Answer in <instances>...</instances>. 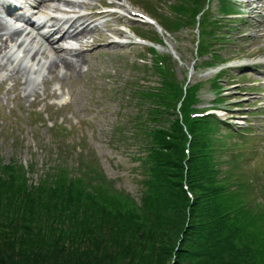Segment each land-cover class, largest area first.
Segmentation results:
<instances>
[{"label":"trees","instance_id":"obj_1","mask_svg":"<svg viewBox=\"0 0 264 264\" xmlns=\"http://www.w3.org/2000/svg\"><path fill=\"white\" fill-rule=\"evenodd\" d=\"M179 92L180 89L177 88L175 95L170 96L174 98ZM172 120H167L164 129L150 126L144 130H147L146 134L156 132L162 148L160 157L167 159L165 166H173L178 170V162L183 157V132L179 120ZM200 122L194 123L193 130L190 125V133L194 138L193 145L189 148V187L194 192L191 205L196 206L195 211L200 213L201 221H208L207 224H211L212 228L209 225L191 227V233L196 237V249L190 256L195 261L204 260L205 264L216 261L217 264H256L249 243H258L260 234L255 230L259 229L258 217L264 220V216L253 211L254 207L249 206L243 195L238 193L235 187V182H238H234L232 170L227 175L221 174L220 164L215 162L216 153L211 150L209 143L212 134L206 132L201 137L194 135L193 132L198 130L206 131L207 124ZM165 152L176 159L167 158L163 155ZM52 162L43 164L45 169L41 170L36 181L31 180L32 167L28 166L30 170L26 173L23 165L12 163L1 166L0 264H118L116 255L109 251L106 238L110 237L113 243L122 247L124 238L133 232L130 226L142 229L145 225L140 214L113 213L107 209L106 201L101 204L90 197L87 202L82 200L80 193L68 187V184L73 186V183H80L82 188H88L92 183H104L96 180L94 172L78 168L73 172L67 171V177L60 181V175L52 168V164L58 167L60 164ZM173 174L175 173H162L158 169L145 181V194L148 193L149 197H144V203H155L153 209L156 213L170 212L177 205L176 200L187 199L181 184L170 180ZM221 191L225 193L224 197L219 196ZM198 195L207 199L198 201ZM227 205L235 209L230 211L231 208ZM33 212L38 219L45 220L46 225L37 234L26 238L25 232L29 231H25L27 227L23 221L25 216L29 217ZM15 219L19 222L17 227L13 226ZM253 226L255 230L248 229ZM204 228L210 229L200 235ZM244 235L249 238L247 241L242 239ZM158 253L165 258L162 250ZM258 255L264 257V254Z\"/></svg>","mask_w":264,"mask_h":264},{"label":"rangeland","instance_id":"obj_2","mask_svg":"<svg viewBox=\"0 0 264 264\" xmlns=\"http://www.w3.org/2000/svg\"><path fill=\"white\" fill-rule=\"evenodd\" d=\"M176 27L175 23L169 25L168 28L175 29ZM162 38L165 39L166 43L164 47L157 48V51L161 54L170 53V50H173L177 59L173 56L169 57L168 55L163 54V56H160V60L167 64L168 72L171 73V77L174 80L175 78L173 77V74L174 68H176L175 76L177 79L175 80V83L180 84V86L184 88L190 87V90L186 92L188 99L183 98L180 108L186 109L187 111L192 110L193 112H198L199 109L205 108L207 103L203 101L200 102L199 105L197 104L196 99H198V93L196 92L195 87H193L194 83H200L201 85L199 99L205 100L209 98V96L203 95V88L209 86L208 79L214 71L198 69L200 62L195 61L191 47L192 45L191 43H186L187 38L182 39L181 37V40L178 42L174 41L169 34L164 35ZM118 50L121 55L114 59L115 62L113 66L110 67L117 69L120 74L115 89H117L123 76H125L122 70H128L125 65L129 62V58L135 60L137 56V51L130 50V48H119ZM141 56L143 59H146L148 57V52L144 51ZM195 62V70L193 74H190L189 76V68L191 64H194ZM147 72L148 70L144 67L141 68V73H127L126 76L132 77L133 75L134 77L130 78L133 82L135 81L133 79L135 77H143L146 80H150L152 77L146 75ZM97 76L101 81V85L98 87L99 95L98 97H95V100L91 103H89L87 96L92 94L94 89L92 87H86V82L90 79L91 74H83L71 79V84L76 87L75 101L67 111L81 114L88 123L94 126L93 129L89 128L85 130L86 139L83 143L89 148V150L92 149L96 152L98 156L103 159L107 158V161L103 164V168L108 177L106 178V184L92 183L88 188H82L80 183H73V186H69L68 184V187L74 188L80 193V198L86 202L88 197L101 204L106 201L107 205H105L107 209L111 210L113 213L140 214L141 220H143L145 225L142 226V229L130 226L133 229V232L124 238V244H122V247L113 243L110 237L106 238L107 244L109 245V251L116 255L115 259L118 264H205L204 260L197 259L195 261L190 256L191 252L196 249L194 247L196 237L195 234L191 233V227L199 228L202 227V225L203 227L209 225L212 228V225L207 224L208 221H201L200 213L195 211L196 206L193 207L191 205L194 198V192L190 190L188 178L189 175H191L189 164L191 155L190 153H187L186 150L193 145V140L188 134L186 125L183 124V137L186 136V139H183V157L178 162V170L173 166H165L167 159H162L160 157V152L159 154L155 153L153 155L154 162L152 163L153 165H151V169L153 173L157 172L158 169L162 173H175L170 180L173 182H179L182 188L185 186L188 189L189 194L185 192V196L187 197L186 200L183 198L176 200L177 205L170 212L156 213L155 209H153L156 205L155 203L151 204V202L149 203L148 201H146V204L144 203V197L148 198L149 195L148 193L145 194V191L147 190V186L144 183L146 176H142V174L144 172L151 174L148 153L146 152L144 154L145 157L140 159L144 160V162L142 166L139 167L137 173L134 170L136 163L130 161L128 157L123 155V153L111 147L108 142L111 128L121 120L122 124L119 126V129L123 130L127 110L119 111L121 99L120 91L117 94L115 93L112 99L103 95L105 92L103 80L99 75ZM4 109L5 107L3 106L0 112V118L4 120V122L0 124V169H2L1 166L3 167L15 163L17 165L25 166L24 171L27 173V170H30L27 168V166H29L33 168L30 173L31 180L36 181L40 177L41 170L45 169V166L42 165V163L51 161L55 158V155H48L49 152L52 153L54 147L53 144L61 145V142L58 140V137L54 136L56 135V131L49 130L45 125L40 126L37 124V129H33L31 125H24V121L27 120L25 118L26 112L19 113V118L14 117L12 119V117L3 114L2 111H4ZM131 111L132 109H130V112ZM147 113L148 111L139 118L146 119L147 117H150ZM162 113L163 112L161 111H156L154 117H160ZM181 115L183 114L181 113ZM167 117L168 116H166V120L169 119ZM166 120L164 124L159 126L160 129L165 128L167 124ZM180 121L183 122V119L181 118ZM195 122L201 123L198 118L190 116L189 124L191 125L192 130L195 129ZM193 133L196 137H201V135L206 132L204 130H198ZM213 149H215V147ZM60 150L59 164L61 167L52 164L53 171L60 175V181H63L64 177H67V171L71 168H75L78 164L77 162H80L81 164L95 163L93 155L83 156L84 159L79 158L80 155H77L74 152L71 153L69 150L63 148ZM85 153L88 152L84 150L82 154ZM163 155L171 160L176 159L169 152H165ZM217 164L219 163L217 162ZM46 169L48 168L46 167ZM227 171L226 167H221V174ZM221 174L219 175L221 176ZM222 184L224 185L225 182L221 183L220 186ZM224 195L225 193L223 191L219 194V196L222 197H224ZM200 199L204 201L207 198H204L203 195H198V201ZM222 206H225V204H222ZM227 207L231 208L230 211L235 209V207L228 205ZM190 213L193 214L190 215ZM258 221H260L258 222L260 227L264 226V220L261 217H258ZM18 223L19 222L15 219L13 226L17 227ZM23 224L27 227L25 231H29V233L25 232V237L29 238L32 235L37 234V231L41 230L42 227L46 225V221L38 219L37 214H34L33 212L31 216H25ZM187 229L189 230L186 231ZM208 229L210 228H204L200 235H204ZM248 229L255 230V226ZM255 231L260 234V237H258V243H249L250 249L254 253L252 258L256 264H264V257L258 255L264 254V231L260 228ZM249 233L252 234L250 231ZM242 239L247 241L249 238L244 235L242 236ZM251 239L254 240V237H251ZM159 250H162V252L165 253V258L164 255L158 253ZM180 250H182V252ZM213 264H217V261Z\"/></svg>","mask_w":264,"mask_h":264},{"label":"bare ground","instance_id":"obj_3","mask_svg":"<svg viewBox=\"0 0 264 264\" xmlns=\"http://www.w3.org/2000/svg\"><path fill=\"white\" fill-rule=\"evenodd\" d=\"M33 1H39V3L36 2L37 7L42 5V0H33ZM54 1H56V0H51V2H54ZM109 1H114V0H109ZM239 1H245V0H239ZM60 3L61 4L58 8L59 12H61V9H62L64 4H66V3L69 4L70 2L66 1V0H62V1H60ZM128 5H130V4L128 3ZM251 5H252V2L249 1L247 3V6L250 7ZM77 6L79 7V4L77 5L75 3L72 8L75 9ZM6 10L12 19H14L17 22H20V20L15 18L14 15L12 14V8L11 7H6ZM19 10H21V9H19ZM127 11L128 10L126 9L125 12H127ZM102 14H104V13H102ZM95 16L96 15H93V14L90 15L91 18H93ZM111 17H112V15L109 14V17L102 21L101 25H102V29L104 30L103 31L104 34L107 33V30L110 27ZM248 19H249V9L247 8L246 9V15L242 18L241 22L245 25L247 23ZM82 20H83V16H79L78 19H76V20H72L69 18V19H66L64 22H60V20L58 18L50 17L42 23L41 27L38 28V30L39 29H45L46 30L44 35L41 36V39L42 40L48 39V41H51V43H50L51 50L50 51H55L57 54V57L59 59H61V61H59V62H61V68L60 69L63 70L65 73L67 71H69V69H71L72 70L71 75L72 74H76V75L80 74L81 63L86 62L87 55L91 56V54L94 53V49L97 47L98 43L103 40V37H101L100 39H97L96 41H94L90 45L86 44L85 38L88 35H90L91 32H93L94 29L96 28V27H93V28L89 29V25L91 24L90 23L88 25V30L85 29V33L82 36V41L79 42V45L81 46V48H83L84 46H88L87 50L91 51V54H84L83 49H80L78 51V54L76 55L75 61H73L72 57L74 56V50L72 49V43H70L69 41H77V37H78L79 33L76 32L75 30L77 28L78 22H80ZM53 21H59V22L53 23ZM206 22L210 26L213 23V22H211V19H208ZM5 23H8L7 25H9V27H6L7 31H3V29H4L3 27H5ZM59 23H64V24L67 23V25L61 27V25H63V24L59 25ZM221 23H223V25L221 26L222 30H221L220 35H222L225 32V27H226V23H224V22L218 23L216 27H219L221 25ZM25 24H27V23H25ZM1 25H3V27H1ZM51 25H54L55 29H51ZM101 25L97 24V27L98 26L100 27ZM30 30H32V28H30ZM11 31H13V33H11ZM17 31L18 30L16 28H13L9 22L4 21V18L0 15V61H3L6 59L7 53L9 52V50L5 51V49H7L6 43H9L12 41L13 35H16ZM59 31H61V33H59ZM7 33H9V35H7ZM33 33H36V31L34 30ZM63 33H65V35H63ZM3 35H5L6 37H3ZM57 37H59V39H57ZM186 38H187L186 43L187 44L191 43L189 36H187ZM186 38H185V33H184L182 35V39H186ZM197 39H198L197 37L194 39L195 43L192 42V47H193L192 50H193L194 56H196L195 51L197 49V45L200 42V41H197ZM3 43H5V45ZM23 43H24V41H23ZM55 45H57V47H55ZM59 45H61V47H59ZM10 49H13V48L11 47ZM97 52H100V50H98ZM39 53L44 55L46 58L48 57V54H49L46 51H43L40 47L37 49V52L34 55H39ZM1 55H3V57H1ZM11 55H13V57H14L13 61L14 62L17 61L16 65H18L20 63V61L17 60V58L14 55V52H11ZM24 56H25V53H24ZM51 60H53V57H51ZM71 63L74 64L73 67H71V65H72ZM57 64H58V61L57 62L55 61V63H54L55 69H57ZM91 64H92V66L96 65L95 62H92ZM47 71L52 73V75L55 73V72H51L50 66L47 67ZM263 85H264V81H263ZM181 109H183V108H181ZM166 113H167L169 119L174 118L175 117V108L172 110L170 108H168L166 110ZM206 119H207L206 117H203L202 119H200V121L203 122V121H206ZM262 121H264V110L259 111V114L255 118V122L253 123V125L250 126V128H252V130H255L258 133L262 132L264 130V128H263L264 125H261ZM127 126H129L130 129H132L134 132L135 126L133 123H130L129 125H126V126L123 124V129L126 128ZM245 126H248L247 120H245L244 123H241V127L239 128V133L242 137L246 138L245 133H246L247 129H244ZM246 140H248V139H246Z\"/></svg>","mask_w":264,"mask_h":264}]
</instances>
